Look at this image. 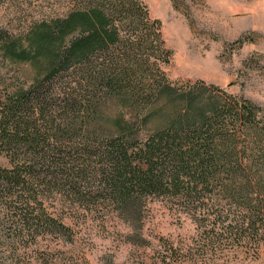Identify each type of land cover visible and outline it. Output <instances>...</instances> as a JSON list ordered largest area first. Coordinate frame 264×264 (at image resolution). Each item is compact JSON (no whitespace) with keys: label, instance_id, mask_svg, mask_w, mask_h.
Returning a JSON list of instances; mask_svg holds the SVG:
<instances>
[{"label":"trees","instance_id":"1","mask_svg":"<svg viewBox=\"0 0 264 264\" xmlns=\"http://www.w3.org/2000/svg\"><path fill=\"white\" fill-rule=\"evenodd\" d=\"M54 1L62 16L0 25V264H77L62 248L87 214L150 247L155 201L196 229L154 237L158 264L258 258L263 110L202 83L173 87L162 24L141 0Z\"/></svg>","mask_w":264,"mask_h":264},{"label":"rangeland","instance_id":"2","mask_svg":"<svg viewBox=\"0 0 264 264\" xmlns=\"http://www.w3.org/2000/svg\"><path fill=\"white\" fill-rule=\"evenodd\" d=\"M141 1L162 24L165 46L171 52L163 70L173 87L202 83L218 92L243 96L264 112V0ZM64 12L58 1L23 0L19 6L1 9L0 25L19 33L31 22ZM150 207L143 229L150 247L124 242L126 228L117 219L87 214L75 243L62 248L66 259L77 264H158L154 237L178 241L195 235L188 217L174 214L161 201ZM30 256L35 257L33 250ZM221 262L264 264V253L256 259L240 254Z\"/></svg>","mask_w":264,"mask_h":264}]
</instances>
